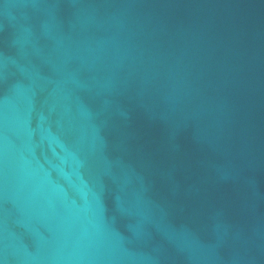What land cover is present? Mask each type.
Returning a JSON list of instances; mask_svg holds the SVG:
<instances>
[{"label": "water", "instance_id": "water-1", "mask_svg": "<svg viewBox=\"0 0 264 264\" xmlns=\"http://www.w3.org/2000/svg\"><path fill=\"white\" fill-rule=\"evenodd\" d=\"M0 264H264V0H0Z\"/></svg>", "mask_w": 264, "mask_h": 264}]
</instances>
